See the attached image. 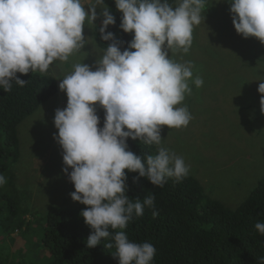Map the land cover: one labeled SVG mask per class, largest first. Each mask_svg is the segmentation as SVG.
Returning a JSON list of instances; mask_svg holds the SVG:
<instances>
[{"label": "clouds", "instance_id": "1", "mask_svg": "<svg viewBox=\"0 0 264 264\" xmlns=\"http://www.w3.org/2000/svg\"><path fill=\"white\" fill-rule=\"evenodd\" d=\"M122 13L120 28L134 34L128 47L108 31L115 17L105 0H94L85 10L82 0H0V88L12 90V82H28L17 73L46 72L54 61L65 62L74 51L84 48L85 24L102 17L99 34L107 43L97 60L96 70L85 63L59 84L68 97L66 108L57 109L54 139L63 149L64 173L74 185V202L86 205L81 216L93 231L86 244L95 248L115 246L119 264H152L157 249L151 243L130 241L124 231L145 207L154 208V196L143 202L126 194L127 172L138 173L155 187L163 188L166 178H185L190 170L183 157L160 146L158 154L137 156L128 150V139L147 145H162L161 129H180L192 116L180 107L191 94L188 81L192 64L169 58V51L187 53L193 43V29L202 20L206 0H114ZM233 25L245 38L264 43V0H229ZM102 8L97 14V8ZM205 19V18H203ZM261 112L264 113V80H258ZM194 83L204 81L196 76ZM96 105L105 110L103 127ZM69 169L71 171L69 172ZM7 180L0 174V187ZM255 229L264 235V222ZM114 242V244H113ZM258 264H264L259 256Z\"/></svg>", "mask_w": 264, "mask_h": 264}, {"label": "rangeland", "instance_id": "2", "mask_svg": "<svg viewBox=\"0 0 264 264\" xmlns=\"http://www.w3.org/2000/svg\"><path fill=\"white\" fill-rule=\"evenodd\" d=\"M82 3L88 11L94 0ZM230 7L229 0H206L189 51H169V58L193 66L188 81L191 94L186 93L179 105L187 107L192 119L180 129L162 126L160 146L183 157L190 167L188 174L198 178L214 198L236 208L264 175V113L258 92V80H264V43L236 32ZM101 11L98 7V16ZM102 26V17L93 25L86 23L84 48L74 51L68 61H54L43 74L59 85L75 64L85 63L95 71L104 53L95 40L96 29ZM196 76L204 81L201 87L193 84ZM67 103V94L59 88L19 127L20 159L11 168L15 183L5 177L7 183L0 187L3 196L17 199L28 214L24 228L0 229V254L16 262L46 264L49 254L37 234L40 222L54 206L80 204L70 196L73 191L63 171V149L53 138L58 135L55 112Z\"/></svg>", "mask_w": 264, "mask_h": 264}, {"label": "trees", "instance_id": "3", "mask_svg": "<svg viewBox=\"0 0 264 264\" xmlns=\"http://www.w3.org/2000/svg\"><path fill=\"white\" fill-rule=\"evenodd\" d=\"M168 2L175 6V0ZM105 3L116 21L108 31L122 42L123 51L134 34L121 30L122 13L114 0ZM95 40L105 51L109 42L101 39L99 28ZM17 76L28 83L21 87L13 81L10 92L0 88V174L11 184L15 183L11 168L20 159V125L59 91L57 80L39 71L28 75L17 73ZM96 111L102 128L105 110ZM127 143L128 150L137 156H155L160 147L131 138ZM126 175L129 198L143 202L147 195L155 197L154 208L159 214L153 216V208L146 206L143 216L134 217L124 229L130 241L155 246L157 252L152 264H258L257 258L264 256V235L254 227L256 222H264V175L236 208L214 198L190 174L179 181L175 177L166 178L163 188L155 187L138 173L126 170ZM66 181L74 192L67 175ZM22 207L17 199L3 196L0 189V229L8 232L24 228L29 222ZM86 207L65 203L46 213L37 230L39 244L49 254L46 264H119L118 258L113 257L115 246L107 249L102 242L95 248L87 247L86 241L93 230L81 216ZM0 264L24 263L0 254Z\"/></svg>", "mask_w": 264, "mask_h": 264}]
</instances>
